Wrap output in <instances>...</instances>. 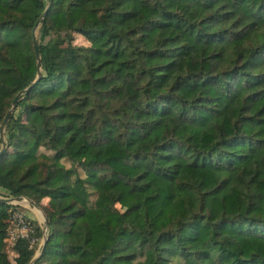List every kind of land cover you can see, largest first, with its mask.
<instances>
[{
  "label": "trees",
  "instance_id": "16d2710c",
  "mask_svg": "<svg viewBox=\"0 0 264 264\" xmlns=\"http://www.w3.org/2000/svg\"><path fill=\"white\" fill-rule=\"evenodd\" d=\"M48 1L0 0V122ZM37 38L0 155L34 264H264V0H50Z\"/></svg>",
  "mask_w": 264,
  "mask_h": 264
},
{
  "label": "water",
  "instance_id": "95a60500",
  "mask_svg": "<svg viewBox=\"0 0 264 264\" xmlns=\"http://www.w3.org/2000/svg\"><path fill=\"white\" fill-rule=\"evenodd\" d=\"M49 6H50V0L48 1V3L46 5V7L44 8V10L41 12V14L36 19L32 29H31L32 43H33V46H34V52H35V57H36V67H37L36 76L32 80L31 84H29V85L25 86L24 88H22V89L17 91V93L15 94L13 100L11 101V104H10L9 108L5 112V115H4L3 119L0 122V139H1L0 155L4 152V150L6 148L4 130H5L6 122H7L8 118H9V116H10V113L14 109L19 96L22 93H24L25 91H28L32 87V85L39 79V77L42 74L41 54H40L39 43H38V38H37V35H36V31L39 28V24H40L41 20L45 17V15H46V13H47V11L49 9ZM0 200L3 201V202H7V203L13 202V203L21 204V205H22L23 202H26L29 205V207H30V204H32L34 207H36L37 209L40 210L41 218L39 219V222L41 224L43 235H42V241H41L39 250L33 255L31 260L29 261V264H34L35 260L37 259V257L41 253V251H42V249L44 247L46 238H47L48 219H47L46 214L38 207V204L33 199L29 198L26 195H16V196H2V195H0ZM45 231H46V233H45Z\"/></svg>",
  "mask_w": 264,
  "mask_h": 264
},
{
  "label": "built area",
  "instance_id": "2783aa9c",
  "mask_svg": "<svg viewBox=\"0 0 264 264\" xmlns=\"http://www.w3.org/2000/svg\"><path fill=\"white\" fill-rule=\"evenodd\" d=\"M12 206L8 208V215L6 218V228L4 240L9 243V247L13 249V246L18 238L27 239L29 245L32 246L37 240V236L34 234V226L40 225V222H32V217L24 208H21V204L11 202ZM35 219V218H34Z\"/></svg>",
  "mask_w": 264,
  "mask_h": 264
},
{
  "label": "rangeland",
  "instance_id": "374dc122",
  "mask_svg": "<svg viewBox=\"0 0 264 264\" xmlns=\"http://www.w3.org/2000/svg\"><path fill=\"white\" fill-rule=\"evenodd\" d=\"M36 35L38 37V30L36 31ZM73 43L74 44L88 45L89 44V41L84 36H82L81 34H79V33H73ZM10 104H11V102H10ZM10 104H9V106H10ZM9 106H8V108H9ZM12 111H14V109ZM9 150H11V149L9 148ZM41 150H44V148L41 147ZM62 162L66 166H69L70 165V161L67 160L66 158H63L62 159ZM0 195H2L1 191H0ZM47 202H48V198H43L41 200V203L42 204H46ZM38 207L45 213L44 209L39 204H38ZM21 208H24L32 217L35 218L36 223H38L39 219L41 218V214H40L41 212L39 213L38 211H36V207H34L32 204H30V207H29V205L26 202H23L22 205H21ZM45 233H46V231H45ZM42 235H43V231H42V228H41V235L40 236H37L38 240L33 244L35 246V253L39 250V247H40V244H41V241H42ZM3 241L5 243V249H6V252L8 253V255H9V257L10 258L13 257V255H14V249H11L9 247V245H8L9 243H6V241L4 240V238H3Z\"/></svg>",
  "mask_w": 264,
  "mask_h": 264
},
{
  "label": "bare ground",
  "instance_id": "6f19581e",
  "mask_svg": "<svg viewBox=\"0 0 264 264\" xmlns=\"http://www.w3.org/2000/svg\"><path fill=\"white\" fill-rule=\"evenodd\" d=\"M36 211H38L40 213V210L36 208ZM41 214V213H40Z\"/></svg>",
  "mask_w": 264,
  "mask_h": 264
}]
</instances>
